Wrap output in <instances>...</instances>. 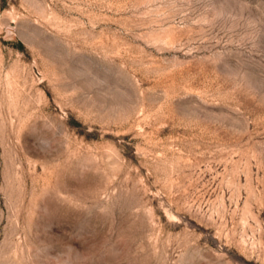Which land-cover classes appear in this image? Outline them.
I'll return each mask as SVG.
<instances>
[{"label": "rangeland", "instance_id": "obj_1", "mask_svg": "<svg viewBox=\"0 0 264 264\" xmlns=\"http://www.w3.org/2000/svg\"><path fill=\"white\" fill-rule=\"evenodd\" d=\"M0 264H264V0H0Z\"/></svg>", "mask_w": 264, "mask_h": 264}]
</instances>
